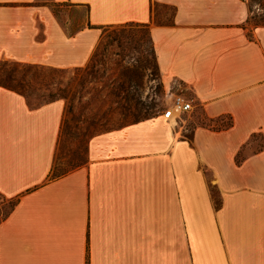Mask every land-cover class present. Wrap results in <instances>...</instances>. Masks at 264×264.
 I'll use <instances>...</instances> for the list:
<instances>
[{
  "label": "crops",
  "instance_id": "obj_1",
  "mask_svg": "<svg viewBox=\"0 0 264 264\" xmlns=\"http://www.w3.org/2000/svg\"><path fill=\"white\" fill-rule=\"evenodd\" d=\"M248 3L0 0V67L80 68L102 27L136 24L161 83L193 100L176 125L158 115L93 136L81 166L51 177L64 103L31 108L0 86V195L14 200L0 264H264V25ZM195 110L205 123L189 129Z\"/></svg>",
  "mask_w": 264,
  "mask_h": 264
},
{
  "label": "rangeland",
  "instance_id": "obj_2",
  "mask_svg": "<svg viewBox=\"0 0 264 264\" xmlns=\"http://www.w3.org/2000/svg\"><path fill=\"white\" fill-rule=\"evenodd\" d=\"M248 5L250 23L264 25V0H250ZM52 10L63 23L68 9ZM154 10L159 21L171 22L172 8L156 6ZM98 35L91 59L80 68L56 70L11 62L1 65L0 82L15 88L31 108L55 100L64 103L51 177L81 166L93 136L158 116L171 102L168 88L160 81L145 26L102 27ZM194 112L196 119L190 121L189 129L205 123L200 111ZM251 141L247 154L263 145L259 136ZM13 204L14 200L0 195V220Z\"/></svg>",
  "mask_w": 264,
  "mask_h": 264
},
{
  "label": "built area",
  "instance_id": "obj_3",
  "mask_svg": "<svg viewBox=\"0 0 264 264\" xmlns=\"http://www.w3.org/2000/svg\"><path fill=\"white\" fill-rule=\"evenodd\" d=\"M241 1L248 3L250 0ZM168 93L171 96V102L169 105L164 107L160 115L164 120L170 121L176 125L178 122L183 120L185 114L193 110V100L171 88L168 89Z\"/></svg>",
  "mask_w": 264,
  "mask_h": 264
},
{
  "label": "trees",
  "instance_id": "obj_4",
  "mask_svg": "<svg viewBox=\"0 0 264 264\" xmlns=\"http://www.w3.org/2000/svg\"><path fill=\"white\" fill-rule=\"evenodd\" d=\"M136 25V24H135ZM152 51H153V49H152ZM153 54H154V52H153ZM154 61H155V59H154ZM156 64V63H155ZM26 65V64H25ZM29 66H33V65H29ZM34 67H38V66H34ZM157 67V66H156ZM0 71H1V67H0ZM0 86L1 87H4V88H7V89H9V90H11V91H14V92H16V93H18L17 92V90L15 89V88H12V87H8V86H6V85H4L3 83H1L0 82ZM18 94H20V93H18ZM21 95V94H20ZM22 96V95H21ZM56 101V100H55ZM53 102V101H52ZM50 103V102H49ZM149 118V117H148ZM136 122H138V121H136ZM134 123V122H133ZM231 124H232V122H231V119L230 118H226V117H223V118H220L219 120H217L216 121V126H213V127H211V128H213V129H216L217 131L218 130H224V129H227V128H229L230 126H231ZM206 126H209L210 124H205ZM211 126V125H210ZM240 160H241V157H240V155L238 154V156L236 157V162L237 163H239L240 162Z\"/></svg>",
  "mask_w": 264,
  "mask_h": 264
}]
</instances>
